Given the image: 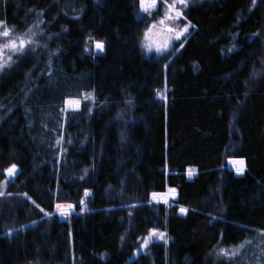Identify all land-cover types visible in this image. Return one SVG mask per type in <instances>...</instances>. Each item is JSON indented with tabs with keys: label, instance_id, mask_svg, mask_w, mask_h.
I'll list each match as a JSON object with an SVG mask.
<instances>
[{
	"label": "trees",
	"instance_id": "1",
	"mask_svg": "<svg viewBox=\"0 0 264 264\" xmlns=\"http://www.w3.org/2000/svg\"><path fill=\"white\" fill-rule=\"evenodd\" d=\"M136 2L0 0L13 37L36 41L0 69V264H253L264 251V0H189L183 46L155 57L142 40L157 17ZM172 187L173 207L153 200ZM61 203L76 208L65 222ZM153 228L166 242L133 255Z\"/></svg>",
	"mask_w": 264,
	"mask_h": 264
},
{
	"label": "snow or ice",
	"instance_id": "2",
	"mask_svg": "<svg viewBox=\"0 0 264 264\" xmlns=\"http://www.w3.org/2000/svg\"><path fill=\"white\" fill-rule=\"evenodd\" d=\"M159 0H140V11L143 13H148L151 14L153 10L157 9ZM164 6H165V12L163 15V18L158 20L156 23L152 24L148 30L144 33L145 41L151 40V37L153 35V30L157 28V25L160 26L161 31H167L168 33H174V36H172V39L175 40H180L181 37L188 31V25H185L182 29L177 30L173 25V22L180 20L183 16V13L178 10L177 6L178 5H184L187 6V0H171V3L168 2V0H162ZM255 2V0H254ZM0 28L3 30L0 31V37L5 38V42L0 44V69H2L5 64L8 61H11L12 55L14 53H23L24 50L29 46V45H34L36 43L35 40L31 38V36H35V32L32 31L31 28L27 30L26 33L23 35H17L13 37L12 33L14 32V29H9L3 21H0ZM29 33L31 36H29ZM95 48L98 51H103L104 50V44L103 42L96 41L95 42ZM183 45H181L182 47ZM145 47L149 52L153 50V47L151 44L146 43ZM167 50V42H165L164 45L162 46H157L155 48V51L157 54H162L164 51ZM85 51H88L87 48H85ZM7 53V55H6ZM84 99H94V97L91 94L85 93L84 94ZM66 104H68L73 110H79L81 100L80 99H68L66 101ZM59 144L60 141H57ZM234 163H240L243 164V161H238ZM5 174L8 177H13L15 176L17 172V166L15 164H12L11 167L7 168L4 170ZM5 185L8 183V181L4 182ZM170 191H175V189H171ZM4 195L3 192H0V196ZM27 194H25L26 196ZM88 195V192L85 191V196ZM157 193H153V198L155 199ZM35 203V202H33ZM81 204L84 203L83 200L80 201ZM39 207V205H37ZM73 205L68 204V205H57V209L60 210L61 215H66V212L64 209H71ZM43 211V209H40ZM181 212H185V209H181ZM264 235V233H262ZM152 237H158L161 240H164L166 237V233L160 232L157 229L153 228L149 231V235L144 238V241L141 245L142 248H146L148 246L149 241L152 239ZM123 239V237H122ZM250 243V241L246 242ZM244 245L241 244L238 246V248H233L231 250V253L229 250H226L224 248H221L218 252V255H222L228 259H232L235 255H237L239 248H243Z\"/></svg>",
	"mask_w": 264,
	"mask_h": 264
},
{
	"label": "rangeland",
	"instance_id": "3",
	"mask_svg": "<svg viewBox=\"0 0 264 264\" xmlns=\"http://www.w3.org/2000/svg\"><path fill=\"white\" fill-rule=\"evenodd\" d=\"M136 1H137L136 2V8H137V12H138L139 15L142 16V14H143V15H146L148 17H153V16L157 17L153 21V23H151V24H149L147 26V28L144 31V33H145L152 24L156 23L158 20L163 18V15H164V12H165V6H164L162 0H159L157 9L153 10L151 14H148V13H143V12L140 11V0H136ZM168 2L171 3V0H168ZM188 2H189V0H187V3ZM177 8H178L179 11H181L183 13V16H182V18L180 20H177V21L173 22L172 26H174L175 28H177V30H179V29H182L185 25H188V31L181 37L180 40H175V39L171 38L172 36H174V33H168L167 31H161L160 27L157 25V28L153 30V35L151 37V40L145 41V37L143 36L142 46H143V50H144L145 54L151 55V56H154V57L160 55V54H157V52L155 51V48L157 46L164 45L165 42H167V50L162 53L163 55H166L169 52L175 51V50L179 49L181 47V45H183L182 44L183 41L190 34V30L192 29V25H191V23L189 21L186 20V13H185L186 6L178 5ZM146 43H149V44L152 45L153 50L151 52H149L147 50V48L145 47ZM94 51L96 52L95 46H94ZM9 64H10V61H8L5 64L4 67L7 68L9 66ZM66 101H65V104H64L66 111L73 110L68 104H66ZM81 102H82V100H81ZM80 106H81V104H80ZM232 165H233L232 166L233 169L236 170V171L243 170V164L234 163L233 162ZM195 172H196L195 169H191L190 168V169L187 170L186 174H187V176L189 178H191V177L194 176ZM4 185H5V183H4ZM4 185L0 184V192L2 191V188L5 187ZM170 193L171 192H170V190L168 188L167 191H165V192H163L161 194H158L155 199L153 198V200L156 201V202H161L162 201L164 203H172V201H170V199H169ZM88 195H91V193L88 192ZM57 205L58 204H56V208H55L54 214H56L58 217H60L61 216V212H60V210L57 209ZM60 205H68V204L61 203ZM174 205H175V202H173V204H171L170 206L173 207ZM83 208H84V210L89 209L88 206H86V205ZM64 211L66 212L67 219H70L71 215L76 212V208L73 205V207L70 210L69 209H64ZM152 241H158V242H162L163 243V242H166V237H165L164 240H161L158 237H152V239L149 241L148 245ZM144 249L145 248H142L140 246V248L138 250H136L133 255H138L139 253H141V251H144ZM263 252L258 251L256 253H252L250 255L248 253V255H245L243 260H245L247 262H252L253 264H264V253ZM235 257H236V255L233 257L234 259H232V262L235 261ZM216 259H218V260H220V259H222V260H231V259H228V258L222 256V255H220V256L216 255Z\"/></svg>",
	"mask_w": 264,
	"mask_h": 264
},
{
	"label": "water",
	"instance_id": "4",
	"mask_svg": "<svg viewBox=\"0 0 264 264\" xmlns=\"http://www.w3.org/2000/svg\"><path fill=\"white\" fill-rule=\"evenodd\" d=\"M100 42H103V41H100ZM103 44H104V42H103ZM104 51H105V47H104V50L101 52V51H98V50H96V53L99 55V54H103L104 53ZM16 166H17V172H16V174H15V176H13V177H8L6 174H5V171H4V175H6L7 176V178L9 179V180H14L15 179V177H17L19 174V172H20V167L17 165V164H15ZM11 167V166H10ZM9 168V167H8ZM7 169V168H6ZM244 170H238V171H235V175L236 176H241V175H243L244 174ZM171 189H175V187H172V188H170L169 190H171ZM171 193H170V196H169V199H170V201H172V202H178V192H177V190L175 189V191L173 192V191H170ZM181 214H184V212H181ZM60 220L61 221H63V222H65V221H67V217H66V215H61L60 216Z\"/></svg>",
	"mask_w": 264,
	"mask_h": 264
},
{
	"label": "flooded vegetation",
	"instance_id": "5",
	"mask_svg": "<svg viewBox=\"0 0 264 264\" xmlns=\"http://www.w3.org/2000/svg\"><path fill=\"white\" fill-rule=\"evenodd\" d=\"M159 26V25H158ZM160 27V26H159ZM94 53H96V52H94Z\"/></svg>",
	"mask_w": 264,
	"mask_h": 264
}]
</instances>
